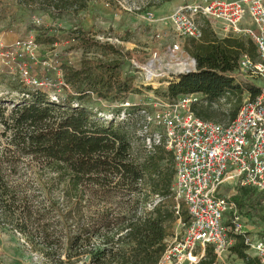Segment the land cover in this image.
Returning <instances> with one entry per match:
<instances>
[{"label":"trees","instance_id":"obj_1","mask_svg":"<svg viewBox=\"0 0 264 264\" xmlns=\"http://www.w3.org/2000/svg\"><path fill=\"white\" fill-rule=\"evenodd\" d=\"M90 1L33 2L50 8L55 17L68 9L82 11ZM79 32L68 35L85 53L99 46ZM190 42L195 71L175 76L154 93L169 102L200 94L204 106L193 104L191 110L205 121L217 116L212 106L223 100L222 116L232 121L243 92L250 100L260 94V88L238 82L234 75L243 55L256 61L254 44L250 39H219L206 22L200 41ZM121 57L93 63L82 57L78 69L66 71L75 95L64 100L52 101L46 93L21 85L14 87L19 101L0 99V124L10 133L0 148V225L19 234L48 264H158L178 218L171 194V152L162 137L156 143L153 134L137 136L130 125L139 114L146 115L145 109H117L115 118L103 120L85 102L92 95L118 101L130 89L127 80L113 75ZM4 103L11 104L7 116ZM121 113L126 120L118 122ZM152 196L159 200L148 208ZM236 201L264 219L253 191L239 190ZM179 209L186 221L185 206ZM231 252L244 264L258 262L246 256L240 236H235ZM215 262L213 249L207 247L198 264Z\"/></svg>","mask_w":264,"mask_h":264},{"label":"built area","instance_id":"obj_2","mask_svg":"<svg viewBox=\"0 0 264 264\" xmlns=\"http://www.w3.org/2000/svg\"><path fill=\"white\" fill-rule=\"evenodd\" d=\"M205 22L215 33L245 36L252 41L256 61L243 55L234 75L246 71L262 85L260 94L254 100H244L235 119L226 123L194 115L192 105L202 103L204 98L200 94L166 100L151 115L152 123L162 131L166 150L172 154L175 173L171 194L180 227L165 240V252L158 264H198L207 247L213 249L215 264H231L236 257L231 252L235 236L242 238L249 259L264 264V227L254 231L264 219L251 215L236 201L239 190H251L260 198L264 211V0L182 5L170 16L177 40L200 41ZM36 47L32 36L9 44L0 42V64H20L18 71L22 74L23 70L24 84L41 91L51 85L30 77L25 67V63H37ZM167 52L174 60H178L177 53H182L177 42ZM177 63L182 66L178 75L195 71V61L189 57ZM146 141L150 145V140ZM180 204L186 208V221L180 216Z\"/></svg>","mask_w":264,"mask_h":264},{"label":"rangeland","instance_id":"obj_3","mask_svg":"<svg viewBox=\"0 0 264 264\" xmlns=\"http://www.w3.org/2000/svg\"><path fill=\"white\" fill-rule=\"evenodd\" d=\"M33 1L35 0H0V34H2L0 42L4 40L6 34L14 36L16 40L25 39L28 36L34 37L37 44L35 50L37 63L28 62L25 63V67L30 77L45 80L51 85V87L43 86L41 91L46 92L52 101L64 100L68 95H75V90L67 84L66 71L70 67L75 69L79 67L82 57L93 63L94 59L114 61L122 55V65L118 70L113 71V75L118 74L120 81L127 80L130 89L120 94L118 101L101 99L92 95L85 102L96 116L103 120L115 118L114 111L117 109L126 110L130 107L145 109L146 115L139 114L135 117L133 124H130L131 128L136 129L137 136L153 134L154 139L162 137L159 126L152 123L151 115L167 101L156 95L154 90L166 87L167 81L178 75L180 72L177 66L178 61L188 57L193 59L190 40H177L174 37L170 16L179 6L204 4L213 0H171L168 2L92 0L82 11L68 9L61 14H55V17L51 16L50 8L39 7L37 2ZM70 31L78 32L77 35H81L79 31L87 33L90 39L99 43V46L92 47L85 53V49L79 46L80 42L70 39L68 35ZM213 33L219 39L232 37L222 32ZM234 38L248 41L245 36ZM176 42L180 45L182 52L177 53L178 60L172 59L167 52V49ZM151 61H153L152 66ZM19 66L20 64L6 67L0 64V99L19 101V95L14 92V87L16 85L26 86L23 70L22 74L18 71ZM146 68H150L151 75H147ZM235 77L238 82L261 88V81L250 76L246 71L239 72ZM148 87L152 90H148ZM242 97V101L247 100L249 94L243 92ZM3 107L6 109L5 116H7L11 104L4 103ZM212 110L217 116L211 121L227 122L228 117L222 116V111L225 112L223 100L216 102ZM116 119L118 122L125 121L126 115L121 113ZM8 137L10 133H5V128L0 124V148L5 147ZM145 144L147 145V141ZM158 200L156 196H152L147 207L150 208ZM260 212L262 214V211ZM263 227L264 224H260L259 227L255 226L254 231ZM179 231L180 227L176 221L170 230L169 237H173ZM240 261L235 257L231 259V264H237ZM0 262L2 264H48L45 258L33 251L19 234L1 225Z\"/></svg>","mask_w":264,"mask_h":264},{"label":"crops","instance_id":"obj_4","mask_svg":"<svg viewBox=\"0 0 264 264\" xmlns=\"http://www.w3.org/2000/svg\"><path fill=\"white\" fill-rule=\"evenodd\" d=\"M4 36H6V37H4V40H2V42L6 43V44L12 43L16 40V38H14V36H12V35L9 36L8 34H6ZM0 38H2V34H0ZM237 264H244V263H243V261H240V263H237Z\"/></svg>","mask_w":264,"mask_h":264},{"label":"bare ground","instance_id":"obj_5","mask_svg":"<svg viewBox=\"0 0 264 264\" xmlns=\"http://www.w3.org/2000/svg\"><path fill=\"white\" fill-rule=\"evenodd\" d=\"M152 62H153V61L150 62V63H151V66H152ZM151 66H150V68H151ZM150 68H149V69H150ZM149 69H148V68L145 69V71H146V73H147L148 76L152 74V72L149 71ZM178 70H179V71H182V66H179V67H178Z\"/></svg>","mask_w":264,"mask_h":264}]
</instances>
